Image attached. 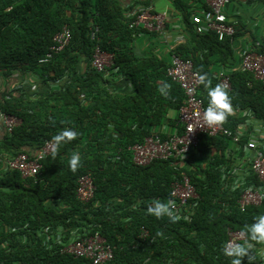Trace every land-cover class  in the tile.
Instances as JSON below:
<instances>
[{
    "label": "trees",
    "instance_id": "obj_1",
    "mask_svg": "<svg viewBox=\"0 0 264 264\" xmlns=\"http://www.w3.org/2000/svg\"><path fill=\"white\" fill-rule=\"evenodd\" d=\"M171 1L182 15L185 39L170 55L191 59L215 87L218 79L211 66L233 58L236 35L220 41L214 33H196L188 1ZM130 12L120 0H0V70L6 77L30 75L41 85L33 92L27 85L0 92V111L21 121L0 142V153L34 154L65 128L77 133L42 161L36 183L15 171L0 179V224L6 227L0 232V264H90L62 252L58 238L63 234L66 242L72 232L103 237L114 252L105 264H231L232 258L222 251L229 229L244 231L247 242L256 247L262 244L250 240L249 227L264 215V203L239 209L241 190L230 191L223 179L235 161L232 154L227 157L228 143L220 136H202L190 152L192 167L186 172L199 195L194 214L179 220L148 214L155 202L167 203L180 172L170 161L138 166L128 147L151 135L145 124H159L170 110L177 113L184 93L167 76L169 65L163 59L135 54V34L152 32L132 30L139 13L129 17ZM64 27L71 31L69 45L40 64ZM93 31L98 42L91 40ZM258 44L253 49L258 50ZM96 45L114 55L109 77L91 66ZM260 48L258 52H264L263 44ZM121 77L132 83V93L119 89ZM230 79L233 111L223 123L226 129L248 125L251 117L263 121L264 82L239 70L231 72ZM207 92L200 84L199 96L206 103ZM247 141L244 137L242 144ZM73 153L81 157L75 171L69 167ZM200 161L208 163L205 169ZM84 175H91L95 185L89 202L77 196ZM143 228L146 238L141 236ZM242 264L264 261L243 258Z\"/></svg>",
    "mask_w": 264,
    "mask_h": 264
},
{
    "label": "built area",
    "instance_id": "obj_2",
    "mask_svg": "<svg viewBox=\"0 0 264 264\" xmlns=\"http://www.w3.org/2000/svg\"><path fill=\"white\" fill-rule=\"evenodd\" d=\"M259 1L264 4V0ZM231 2L232 0H209L206 9L195 12L192 22L196 33L200 35L214 33L220 41L225 38H233L236 34V22L229 19L226 14V8ZM165 19V14L153 15L149 12H141L131 22L130 28L162 32L165 28ZM91 40L96 42L99 40L95 31L91 33ZM70 41L71 31L68 27H64L54 36L50 52L39 63L48 62L54 54L62 52ZM113 65L114 55L96 45L91 57L92 68L96 72L104 74L105 77H109ZM238 70L249 72L256 79L264 82V52H258L252 48L243 50L240 53ZM166 71L167 76L178 84L184 93L183 103L177 112L174 133L168 134L166 138L156 133L151 134L142 143L129 146L128 150L132 153L134 163L144 167L156 160L171 162L180 175L175 177L171 184V196L166 204L169 201L172 202L169 207L173 216L176 217L175 220L186 218L194 214L199 199L197 189L186 172L189 167H192L188 163L190 152L200 143L202 136H220L228 143L226 155L232 154L235 161L232 173L230 169L226 174H223V179L229 183L230 191L241 190L237 202L239 209L245 211L248 207L261 206L264 203V132L243 145V138L250 135L251 124L238 126L232 130H227L224 124L207 126L203 114L208 103L199 96L200 83L196 76V73L199 72L195 69L193 61L173 54ZM230 73L231 71H225L218 75V84L225 85L226 90L231 89ZM0 122L3 123L7 133H10L20 125L21 121L0 111ZM56 148L57 145L53 140L47 141L34 154L22 153L9 158L7 169L19 172L23 178L32 179L36 183L41 175L42 161L54 153ZM240 160L243 164L241 168L236 165ZM253 179L259 184H256ZM94 193L95 185L92 176H82L78 181V198L82 202H89ZM227 235V242L234 241L239 244L247 242V235L244 231L229 229ZM141 236L142 238L148 236V231L145 228L142 229ZM62 237H64L63 234L58 239L62 245V252L65 254L88 259L90 264H105L114 258L112 247L98 233L81 236L77 232H72V238L66 242L62 241ZM255 248L256 246L253 245V248L249 249L248 256L244 258L253 259L252 254Z\"/></svg>",
    "mask_w": 264,
    "mask_h": 264
},
{
    "label": "crops",
    "instance_id": "obj_3",
    "mask_svg": "<svg viewBox=\"0 0 264 264\" xmlns=\"http://www.w3.org/2000/svg\"><path fill=\"white\" fill-rule=\"evenodd\" d=\"M123 8H131L128 16L135 13L149 12L153 15L165 14V28L162 32H138L134 36L133 50L139 57H146L156 55L163 59L168 65L170 64V52L174 50L181 42L184 41V33L182 31V15L175 7L171 0H120ZM194 12L206 9L209 0H186ZM226 14L232 21L236 22V36L233 38V58H228L225 65L214 63L211 66V72L214 77L218 79V75L225 71H238L240 66V53L247 49L254 47V44L259 42L260 46L264 45V4L259 0H232L230 5L226 8ZM212 60H216V55L212 56ZM121 79V80H120ZM119 81L124 78L121 77ZM30 86L31 91L41 89V85L34 77L21 73H15L10 77H6L0 70V92H6L12 89L15 91L21 86ZM10 88V89H9ZM121 91L123 93H132L134 91L133 85L130 81H122ZM14 92V91H13ZM177 116L176 111L170 110L159 124H152L151 122L145 124L144 127H149L151 134H159L166 136L174 133V122ZM251 124V133L248 136V141L252 138L258 137L261 132H264V120H256L251 117L248 120ZM7 135V131L2 122H0V142ZM214 152V150H213ZM11 158L8 153H0V179L8 172L7 161ZM201 162V161H200ZM201 167L206 168L207 162H201ZM239 164V165H238ZM236 164L240 168L243 166L242 160ZM119 200V199H118ZM117 200V201H118ZM62 208L61 203L58 204ZM6 232V227L0 224V232ZM254 258L264 261V243L254 249L252 254Z\"/></svg>",
    "mask_w": 264,
    "mask_h": 264
},
{
    "label": "clouds",
    "instance_id": "obj_4",
    "mask_svg": "<svg viewBox=\"0 0 264 264\" xmlns=\"http://www.w3.org/2000/svg\"><path fill=\"white\" fill-rule=\"evenodd\" d=\"M196 76L198 82L208 89V106L203 114V119L206 125L212 127L223 124L233 111L231 98L226 90V86L223 84H216L215 87H210L211 80L208 78L207 74L196 73ZM166 88L167 85L160 89L162 94H166ZM76 136L77 133L75 131L70 128H65L53 138V141L58 146L61 143L75 139ZM80 164L81 157L79 153H73L69 159L70 169L75 171ZM171 203V201H169L168 204L157 201L154 205L147 208V212L156 218H161L162 216L167 215L170 219L175 220L176 217L173 216L169 207ZM249 233L251 241L264 243V215H260L255 223L249 227ZM251 248H253V244L249 242L239 244L234 241H228L222 251L225 256L232 258L231 264H242V259L245 256H248L249 249Z\"/></svg>",
    "mask_w": 264,
    "mask_h": 264
}]
</instances>
